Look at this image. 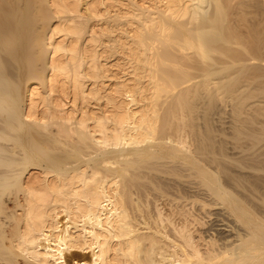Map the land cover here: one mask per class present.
<instances>
[{"label": "bare ground", "instance_id": "6f19581e", "mask_svg": "<svg viewBox=\"0 0 264 264\" xmlns=\"http://www.w3.org/2000/svg\"><path fill=\"white\" fill-rule=\"evenodd\" d=\"M47 1L43 67L21 84L0 65V264H264L253 212L231 204L250 219L232 238L177 196V166L217 182L191 119L196 80L226 69L228 0ZM97 18L124 19L99 29L113 45Z\"/></svg>", "mask_w": 264, "mask_h": 264}, {"label": "rangeland", "instance_id": "374dc122", "mask_svg": "<svg viewBox=\"0 0 264 264\" xmlns=\"http://www.w3.org/2000/svg\"><path fill=\"white\" fill-rule=\"evenodd\" d=\"M116 12L113 9L108 17H114ZM52 16L47 0H0V65L21 84L32 71L43 67L45 61L39 55L42 56L44 50L40 47L51 29V20L55 19ZM227 16L226 42L213 52L225 61L226 69L196 80L206 87L200 86V94L193 101L195 112L191 119L196 126L197 145L202 147L201 151L205 145L209 149L211 167H207L205 174L216 176L217 182L207 184L206 177L199 173L201 167L177 166V196L189 197L199 207L206 202L212 222H217V217L222 216L219 213H224L225 221L234 231L221 232L232 238L237 230L246 231L250 219L249 216H236L231 204L244 213L253 212L262 224L259 230L264 235V0H228ZM75 19L85 21L87 18ZM93 21L97 22L92 24L99 38L113 45L99 29L110 22L123 23L124 19L97 18ZM212 33L208 36H218V29ZM10 35L13 39L6 41ZM62 96L55 94L53 102L66 105L68 102ZM46 108L49 110L45 107L44 111ZM223 186L227 193L220 192Z\"/></svg>", "mask_w": 264, "mask_h": 264}]
</instances>
